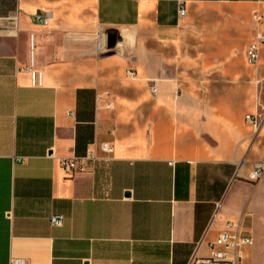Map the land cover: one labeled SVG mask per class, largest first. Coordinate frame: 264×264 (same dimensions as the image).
<instances>
[{"label": "crops", "instance_id": "crops-1", "mask_svg": "<svg viewBox=\"0 0 264 264\" xmlns=\"http://www.w3.org/2000/svg\"><path fill=\"white\" fill-rule=\"evenodd\" d=\"M263 15L264 0H0V264H188L228 222L252 241L243 264H264V181L247 182L264 45L246 57ZM93 144L110 162L68 179L60 161Z\"/></svg>", "mask_w": 264, "mask_h": 264}, {"label": "built area", "instance_id": "built-area-1", "mask_svg": "<svg viewBox=\"0 0 264 264\" xmlns=\"http://www.w3.org/2000/svg\"><path fill=\"white\" fill-rule=\"evenodd\" d=\"M179 17L184 18L186 15L184 7L179 9ZM264 20V15L259 18V21ZM34 22L38 25L45 26L46 20L36 17ZM264 45V39H258L257 43L249 46L246 57L250 65H257L259 61L260 48ZM128 79H136V73L131 71L126 74ZM37 85L41 84V74L36 73L33 76ZM72 117V115H69ZM246 121L253 127L257 128L258 123L254 117H246ZM105 154L104 162H110L114 153V149L109 144L91 145L87 150L86 155L81 158L66 159L60 161V167L68 179L77 175H82L91 172V166L100 162L97 152ZM264 181V162L258 163L254 166L248 176L247 182L250 184H257ZM10 218V217H9ZM62 217H52L50 225L53 227H60L62 225ZM252 241L246 238L241 231L240 224L235 222H228L225 224L223 230L218 234L217 238L209 244V255L206 257H197L194 255L188 264H243L244 250L251 246ZM9 264H25L23 260L14 259Z\"/></svg>", "mask_w": 264, "mask_h": 264}]
</instances>
